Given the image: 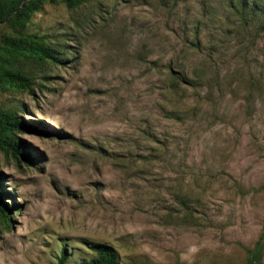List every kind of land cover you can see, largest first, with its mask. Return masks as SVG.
Listing matches in <instances>:
<instances>
[{
  "label": "rangeland",
  "instance_id": "rangeland-1",
  "mask_svg": "<svg viewBox=\"0 0 264 264\" xmlns=\"http://www.w3.org/2000/svg\"><path fill=\"white\" fill-rule=\"evenodd\" d=\"M30 19L60 63L0 88L40 129L18 134L29 163L0 152V264H79L99 244L121 264H246L264 228V0L59 2Z\"/></svg>",
  "mask_w": 264,
  "mask_h": 264
},
{
  "label": "trees",
  "instance_id": "trees-1",
  "mask_svg": "<svg viewBox=\"0 0 264 264\" xmlns=\"http://www.w3.org/2000/svg\"><path fill=\"white\" fill-rule=\"evenodd\" d=\"M86 0H0V27L3 32L0 39V88L30 89L33 76L26 64L44 66L60 63L55 50L46 43L43 36L29 32L26 27L34 13L45 4L62 2L68 8H78ZM25 109H22L24 111ZM17 111L0 107V152L12 157L16 162L23 158L29 163L32 158L27 143L18 136L22 130L38 131L39 123L27 122ZM0 177V229L12 226L11 209L5 199L8 193L3 190ZM264 228L250 249H247L246 264H260L264 255ZM95 256L79 264H121L120 254L106 244L92 248ZM68 255L63 251L57 264H66Z\"/></svg>",
  "mask_w": 264,
  "mask_h": 264
}]
</instances>
